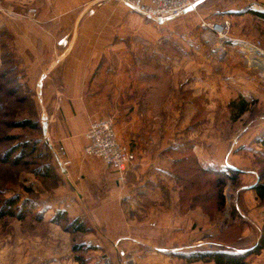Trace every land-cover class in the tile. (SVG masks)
<instances>
[{
	"label": "rangeland",
	"instance_id": "rangeland-1",
	"mask_svg": "<svg viewBox=\"0 0 264 264\" xmlns=\"http://www.w3.org/2000/svg\"><path fill=\"white\" fill-rule=\"evenodd\" d=\"M102 1L114 7L125 6L117 0H101L86 3L84 9L91 6L95 10ZM27 8L14 17L36 20L25 16ZM196 8L161 23L139 15L140 20H131L124 27L117 26L116 32L105 31L99 36L131 41L134 54H150L149 60L134 63L136 70H145L144 78L142 73L136 78V86L145 82L147 88L132 99L152 105L156 132L170 130L175 136L180 133L176 144L191 142L193 148L208 134H216L217 141L227 143L223 163L230 153H236L249 157L259 174L264 166V68L257 64L264 59L257 52L242 49L240 42H258L264 51V21L248 11H264V0H204ZM222 19L230 22V39L226 53L220 56L213 38L205 36L202 24ZM139 38L149 41L146 44ZM28 79L14 43L0 27V207L10 196H19L36 206L24 220L7 216L0 219V264H79L78 256L87 264H215L191 262L180 255L197 250L241 251L255 244L264 213L254 193L236 192L243 185V170L235 184L226 180L221 191L224 206L216 197V177L202 174L198 185L191 188V195L196 191L204 193V202L192 201L189 208V198L185 197L184 203L180 201L181 186L173 179L179 189L177 207L171 201L160 206L152 204L154 182L144 176L138 180L129 178L135 159L126 171L125 181L119 184L117 174L100 159L84 156V145L71 149L54 140L57 105L41 101L37 87ZM211 82H215L214 89H210L212 96L207 88ZM240 97L246 100L247 109L232 120L228 104ZM165 103L167 116L162 107ZM209 115L214 121H200ZM104 117H111L114 123L113 116ZM22 119L35 121L38 128L19 127L16 121ZM25 142L31 148L17 164L4 161L6 151ZM61 146L66 150L65 160L70 161L65 167L56 158ZM223 165L209 168L227 171ZM195 175L191 173V179ZM139 187H144L141 199L132 197L139 200L132 209L123 199L132 188L139 192ZM112 190L113 198L109 196ZM171 208L178 215L186 213L190 217L179 221L160 219ZM62 210L67 221L53 222V216ZM133 214L137 220L129 225L126 219ZM77 219L84 227L78 232L69 225ZM174 222L177 230L168 226ZM246 258L248 264H264V250Z\"/></svg>",
	"mask_w": 264,
	"mask_h": 264
},
{
	"label": "crops",
	"instance_id": "crops-1",
	"mask_svg": "<svg viewBox=\"0 0 264 264\" xmlns=\"http://www.w3.org/2000/svg\"><path fill=\"white\" fill-rule=\"evenodd\" d=\"M97 1L101 0H1L0 27L14 43L28 80L38 89L39 99L57 105L58 123L52 128L54 140L71 149L73 146L81 147L91 119L113 116L118 140L127 144L135 157L128 171L129 178L138 180L144 176L149 182H154L150 195L152 204L160 206L171 201L177 207L179 189L169 169H172L177 158L173 157L171 147L177 145L175 139L180 133L175 136L170 130L164 134L156 132L152 105L147 101L132 99L133 95L147 88L145 82L141 83L142 86H136V78L141 73L144 78L145 70H136L134 63L149 60L150 54H134L131 41L101 39L99 36L105 31L116 32L117 26L124 27L131 20H140V14L131 12L125 6L114 7L107 1H102L94 14H88L84 9L86 3ZM29 5L37 10L36 20L14 17ZM60 39H63L62 43L58 42ZM139 41L147 44L149 39L139 38ZM210 84L211 87L207 88L212 96L210 89H214L215 82ZM193 94L196 95V91ZM162 107L166 113L168 103ZM197 110L195 114L199 112ZM208 120L214 121L213 116L200 121ZM214 137L216 134H208L200 144L195 143L193 153L199 163L204 168H219L224 164L223 168L243 170V185L236 192L244 190L252 194L250 188L258 176L252 160L230 153L223 163L225 155L222 152L226 149V140L221 142ZM142 188L139 192L132 188L124 196L123 201L132 209L139 204ZM110 193L109 196L113 198L115 190ZM135 196L138 199L132 198ZM156 212L160 215V212ZM188 217L186 213L178 215L171 208L160 219L179 221ZM135 219L134 214L128 216L126 223L132 225ZM168 226L177 230L178 224L174 222Z\"/></svg>",
	"mask_w": 264,
	"mask_h": 264
},
{
	"label": "trees",
	"instance_id": "trees-1",
	"mask_svg": "<svg viewBox=\"0 0 264 264\" xmlns=\"http://www.w3.org/2000/svg\"><path fill=\"white\" fill-rule=\"evenodd\" d=\"M255 17L264 21V11L250 8L248 10ZM228 108L231 111L232 120H236L241 114H243L247 109V102L243 97L237 98V100H231L228 104ZM19 127L22 128H33L37 129L38 125L35 121L29 119H22L16 121ZM31 148V145L28 143H21L16 148L11 151H6L4 153V161L12 162L17 164L19 162V158L22 155H25V151H28ZM193 145L191 142L179 143L178 145L172 146L171 150L177 157L172 166L171 175L175 180L176 184L181 186L180 190V201H185V197L189 198V208H192V201H205L201 199L204 196V193L196 191L194 195H191V188L198 185V177L199 174L202 175H212L215 176V188H217L216 197L220 200L221 206H224L225 200L222 195V189L225 186V182L228 179L231 183L235 184L239 179V175L243 172L242 170H236L231 167H226L227 171H218L213 170L211 168H204L198 161L197 156L192 151ZM18 152V154H17ZM16 154V155H15ZM15 155V156H14ZM57 158V156H56ZM58 160V159H57ZM59 161V160H58ZM60 165V163H59ZM48 170L46 171L47 175ZM191 173L196 174L195 178L191 179ZM254 193V199H257L260 206L263 208L262 213H264V166L261 168L254 185L250 188ZM191 195V197H190ZM214 196V195H213ZM186 202V201H185ZM182 204V203H181ZM35 205L31 204V201L22 200L19 196H10L6 198L0 207V219L3 217H12L19 220H24L26 216L30 215ZM35 215V214H34ZM53 222L62 223L63 221H67L66 213L62 211H57L56 214L52 218ZM70 227L73 226V229L78 232L83 230V225L80 221L74 220L69 223ZM262 230L257 237L255 244L247 249H241V251H222V250H212V251H193L189 254H182L180 257H184L186 260L191 262H196L197 260H205L212 262L215 264H248L246 261V257L248 255H256L261 250H264V218L261 226ZM79 245L77 246V248ZM76 248V246L74 247ZM79 264H87L85 260L78 256L77 258Z\"/></svg>",
	"mask_w": 264,
	"mask_h": 264
},
{
	"label": "built area",
	"instance_id": "built-area-1",
	"mask_svg": "<svg viewBox=\"0 0 264 264\" xmlns=\"http://www.w3.org/2000/svg\"><path fill=\"white\" fill-rule=\"evenodd\" d=\"M119 3L125 5L130 10H134L143 17L154 20L157 23L173 19L176 16L182 15L190 10H196L197 6L204 0H117ZM3 10L0 4V11ZM89 14H93L94 10L91 6H87ZM36 8H27L25 16L36 18ZM206 27V35L213 38L214 49L221 54L226 53V45L230 39L227 36L230 22L227 19H222L220 22L203 23ZM63 39L58 42L62 43ZM240 42V41H239ZM242 49L247 51L257 52L264 59V51L260 48L258 42L242 41L240 42ZM261 63L257 65L264 68V61L258 60ZM256 62V61H254ZM84 156H95L100 159L105 167L110 168L117 174L118 183L125 181L126 171L133 162L134 155L130 149L117 139L116 131L114 129L113 119L111 117L94 118L91 119L84 134ZM60 166L65 167L70 163L65 160L66 150L63 146L56 153Z\"/></svg>",
	"mask_w": 264,
	"mask_h": 264
},
{
	"label": "bare ground",
	"instance_id": "bare-ground-1",
	"mask_svg": "<svg viewBox=\"0 0 264 264\" xmlns=\"http://www.w3.org/2000/svg\"><path fill=\"white\" fill-rule=\"evenodd\" d=\"M259 62V61H258ZM261 63V62H260Z\"/></svg>",
	"mask_w": 264,
	"mask_h": 264
}]
</instances>
